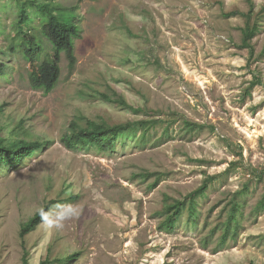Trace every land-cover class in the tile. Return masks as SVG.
Wrapping results in <instances>:
<instances>
[{
	"label": "rangeland",
	"instance_id": "1",
	"mask_svg": "<svg viewBox=\"0 0 264 264\" xmlns=\"http://www.w3.org/2000/svg\"><path fill=\"white\" fill-rule=\"evenodd\" d=\"M20 2L22 27L20 6L0 0V136L41 147L0 161V264L25 252L28 264H264V0ZM39 3L80 28L76 65L62 53L49 93L32 87L24 47L30 34L41 43L35 65L53 54ZM79 116L146 124L106 153L74 151L62 137ZM204 184L197 217L167 230L166 205ZM51 200L52 226L22 237ZM235 201L239 226L227 228Z\"/></svg>",
	"mask_w": 264,
	"mask_h": 264
},
{
	"label": "trees",
	"instance_id": "2",
	"mask_svg": "<svg viewBox=\"0 0 264 264\" xmlns=\"http://www.w3.org/2000/svg\"><path fill=\"white\" fill-rule=\"evenodd\" d=\"M14 1L20 6L19 27H22L29 20L26 14V3L22 4L20 0ZM32 4L37 5L34 1H32ZM38 6L47 13H42L44 14L41 20L42 32L44 36L51 41L53 45V54L49 59H45L39 65H35L34 61L42 53L43 47L36 37L30 33V35H28L27 45L25 44L24 47L27 58L34 65L30 76L32 87L35 89H42L45 93H49L56 87L60 78V61L62 53H65L71 70H73L76 65L75 40L80 36V28L74 21L61 20L54 14V8L52 6L50 7L49 3H39ZM257 31L258 25H250V23L243 29L242 46L249 48L252 52H254L252 39ZM1 68L2 65L0 64V73L2 72ZM124 104L128 106L125 102ZM145 124L146 122L143 121L141 124L125 122L110 125L79 116L70 123L67 133L62 137V141L70 150L95 149L99 152L106 153L116 147V141L119 136L134 132L139 126ZM184 124L188 130L202 127L201 124L190 121H185ZM40 147L41 142L39 141L15 139L8 143L6 137L0 136V161L8 165H20ZM207 186V184L202 185L197 190L191 192L185 200H176L173 204L166 205V217L163 221V225L167 230L173 231L176 229L183 215H187L189 220L197 217V197L204 193ZM58 202V200H51L42 209L37 211L35 215L23 225L21 236L24 237L35 229L43 221L42 214L46 216L51 205ZM257 208L263 210L264 201H262ZM241 210V204L238 201L233 202L227 228H230L232 225L238 228ZM26 255L27 253L25 252L24 262L28 264ZM70 258L73 259L74 257ZM57 261L60 260L51 261L47 259L41 264H50Z\"/></svg>",
	"mask_w": 264,
	"mask_h": 264
},
{
	"label": "clouds",
	"instance_id": "3",
	"mask_svg": "<svg viewBox=\"0 0 264 264\" xmlns=\"http://www.w3.org/2000/svg\"><path fill=\"white\" fill-rule=\"evenodd\" d=\"M42 219L45 221L46 224H48V226H52V222L48 220L47 216H44L42 214ZM61 220L65 219V217L61 216L60 217ZM56 227H62V224H56Z\"/></svg>",
	"mask_w": 264,
	"mask_h": 264
}]
</instances>
